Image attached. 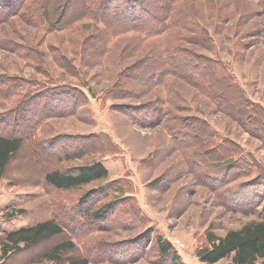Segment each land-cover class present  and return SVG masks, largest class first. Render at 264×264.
Returning a JSON list of instances; mask_svg holds the SVG:
<instances>
[{"label": "rangeland", "instance_id": "obj_1", "mask_svg": "<svg viewBox=\"0 0 264 264\" xmlns=\"http://www.w3.org/2000/svg\"><path fill=\"white\" fill-rule=\"evenodd\" d=\"M38 1L0 0L7 9L0 13V126L31 135L0 180V244L4 234L44 220L58 222L63 234L5 258L0 251V264H204L196 251L206 236L257 219L247 207L264 195L260 0H180L177 10L204 29L209 48L142 29L105 37L101 47L93 42L101 25L81 15L51 30ZM142 3L139 23H148L158 4ZM174 46L220 61L236 89L213 71L203 85L214 100L159 73L153 60ZM75 137L98 138L63 141ZM80 144L91 153L55 162ZM93 164L106 178L74 190L57 191L41 179ZM87 209L99 218L87 217ZM66 242L71 251L56 263L45 260ZM163 242L166 256L158 249Z\"/></svg>", "mask_w": 264, "mask_h": 264}, {"label": "trees", "instance_id": "obj_2", "mask_svg": "<svg viewBox=\"0 0 264 264\" xmlns=\"http://www.w3.org/2000/svg\"><path fill=\"white\" fill-rule=\"evenodd\" d=\"M147 1L152 2L153 0ZM155 1L158 4L154 7L155 17L150 18V22H146L147 24L139 23L138 16H142L145 10L142 0H41L38 1L36 9L51 30H61L78 22L79 19L90 17L92 21L101 25L100 34L94 37L93 41L101 47H105V37H114L123 32H134L139 29L144 30L142 32L147 36L163 35L168 31L171 34L183 37L186 42L189 41L201 47L206 46L209 48L213 45L204 29H201L193 18L186 16L181 10H177V3L180 0ZM121 2H124V5ZM134 2H136V8ZM4 6L1 2V14L7 11ZM260 6L264 8V0H260ZM68 14L73 16L69 20L65 18ZM79 16L81 17L78 20H74ZM65 22H69V24L64 25ZM190 32H195L197 36H188L187 34ZM180 47L174 46L172 50H170L171 48L165 49L163 51L164 60L161 59L160 54L153 60L154 62L160 61L158 65L160 68L157 71L180 81H186L197 89L204 90L212 99L216 100V96L211 92L212 89L207 87L206 90L203 82L205 80L213 81L216 73L223 78H227L229 83L230 81L233 82L228 70L217 59L203 58L189 49ZM213 71H215V74ZM15 84H23V82L15 81ZM231 86L233 87L232 84ZM8 90H11V88ZM9 92L6 91L5 94ZM7 126V124L0 126V180L4 177L12 157L20 150L22 144L30 140L31 137V135L10 133L9 130L5 132ZM27 129L31 130V127ZM96 138L98 137H89L88 139L75 137L63 141L75 140L74 144H78L89 139L97 140ZM75 148L77 150L65 149L61 157L55 156V162L62 163L63 161L72 160L70 156L80 157L91 153L90 150H86L87 146L84 144L82 146L80 144ZM106 176L107 171L102 165L93 164L75 171H50L42 175L41 179L46 185L57 191H70L101 181ZM248 189V187L245 188V190ZM254 195H257V191ZM247 211L256 213L257 219L245 223L238 229L229 230L222 236L215 237L212 234L206 236L207 244L200 246L196 251V257L201 263L216 264L224 259H230L231 264H264V195H257L256 203L253 207L248 206ZM89 212L90 209H87L85 213L87 217L91 219L99 218L97 213L89 214ZM19 214H22V211ZM62 234V226L55 220H44L33 224L29 228L4 234V239L0 244L1 258H5L9 253H19L23 249H29ZM169 248L170 246L164 242L158 246L163 256L168 254ZM72 249L71 242L63 243L52 248L46 255L45 260L56 263L63 254ZM69 264H88V261L79 259Z\"/></svg>", "mask_w": 264, "mask_h": 264}]
</instances>
